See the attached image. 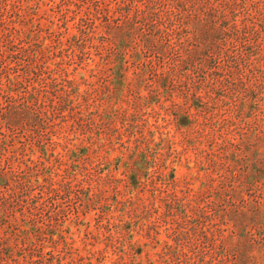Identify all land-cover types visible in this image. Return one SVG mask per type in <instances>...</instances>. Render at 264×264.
Listing matches in <instances>:
<instances>
[{"label": "rangeland", "instance_id": "rangeland-1", "mask_svg": "<svg viewBox=\"0 0 264 264\" xmlns=\"http://www.w3.org/2000/svg\"><path fill=\"white\" fill-rule=\"evenodd\" d=\"M40 246L264 264V0H0V264Z\"/></svg>", "mask_w": 264, "mask_h": 264}, {"label": "trees", "instance_id": "trees-1", "mask_svg": "<svg viewBox=\"0 0 264 264\" xmlns=\"http://www.w3.org/2000/svg\"><path fill=\"white\" fill-rule=\"evenodd\" d=\"M39 234L42 236L43 234H44V232H39ZM43 238H41L40 240H42V241H44V238H45V236H42ZM2 242V241H1ZM40 249V254H41V256H43V258L46 260V264H48L47 262L48 261H50V257H48L47 256V254L49 253H51V251H53L52 249H49L48 251L44 248V246L43 247H39ZM47 256V257H46Z\"/></svg>", "mask_w": 264, "mask_h": 264}]
</instances>
